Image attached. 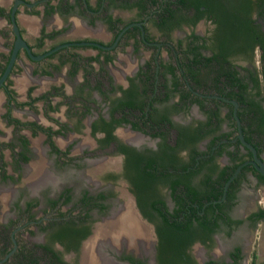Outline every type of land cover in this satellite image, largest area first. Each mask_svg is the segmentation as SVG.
Masks as SVG:
<instances>
[{
    "label": "flooded vegetation",
    "instance_id": "obj_1",
    "mask_svg": "<svg viewBox=\"0 0 264 264\" xmlns=\"http://www.w3.org/2000/svg\"><path fill=\"white\" fill-rule=\"evenodd\" d=\"M13 5L19 32L33 54L44 53L67 41L92 43L59 47L38 59L29 57L25 48L20 47L3 84L22 57L29 63L41 64L59 50L71 47H91L96 52L84 60L98 66L78 67L79 61L75 59L73 71L67 73L72 82L66 77L63 83L52 85L49 81L41 89L43 100L52 94L62 99L58 101L74 107L82 104L73 123L60 121L54 129L49 124L34 122L37 125L32 129L37 131L35 126H41L38 130L44 133L50 151L62 157L61 154L70 152H66V146L61 148L54 142L53 134L64 132L69 126L77 133L76 125L83 122L93 140L92 145L85 139L81 142H86L87 151H80L86 154L83 156L86 163L79 174L86 182L82 181L78 188L77 184L67 185L61 179L49 181L43 158L30 161L33 153L30 136H24L25 143L20 138L12 167L22 172L21 178L26 179L28 188L25 195L14 201L18 208L16 218L0 223V264H50L49 254L45 253L52 250L67 264H102L106 260L112 264H158L155 226L165 216L184 220L192 229L205 228L209 233L203 240L192 241L186 250L193 260L183 264H264V258L258 260L256 252L252 251L250 258L246 252L251 229L260 224L264 227V201L257 198L261 186L264 196V180L259 173L263 174L247 161L253 159V154L240 141L231 101L237 102L236 114L244 139L253 144L264 162V131L258 127V110L251 109V98L264 109L261 98L264 93H255L253 80L254 76L259 81L262 79L261 47L256 43L248 53L231 50L223 65L213 58L216 36L224 33L227 25L249 24L257 28L256 38H264V0H0V20L10 27V36L0 31V40L4 43L6 38H11L12 41L0 74L16 38L10 15ZM25 20L38 24V29L31 33L34 42L26 35L30 29ZM80 24L101 26L110 36L104 39L93 34L80 35ZM69 28H73L75 36L35 50V46ZM151 28L158 34H152ZM48 69L43 67L38 71L47 74L51 71ZM79 70L82 73L77 80ZM225 71L232 72L231 77ZM233 78L235 81L231 83L229 79ZM28 89L32 94L34 86L31 84ZM127 89L136 92L124 95L123 90ZM121 96L130 102L118 109ZM99 100L103 108L85 121L86 110L99 107ZM104 121L114 124L111 129L114 138L108 142L100 140L106 136L108 125ZM186 128L203 136L182 147ZM261 138L263 141L257 142ZM123 145L146 158L152 155L161 163L132 166L127 158L134 153L129 149L127 153ZM104 149L112 153L100 152ZM137 173L146 177L148 186L143 196L145 213L141 212L130 188V178ZM218 176L222 178L217 180ZM45 184L49 190L42 188ZM188 189L193 195L197 192L190 198H202V202L189 200L193 207L182 212L179 194L186 196ZM126 190L134 195L141 216L152 225L156 235L153 247L149 227L136 216ZM216 190L220 191L219 195ZM155 201L160 210L153 208ZM130 214L135 221L128 219ZM99 221L102 222L95 229ZM63 226H86L89 232L76 239L56 237ZM141 233L148 235V249L143 246ZM92 234L91 243L88 241L86 245ZM126 234L136 241L130 244ZM72 240H77V245ZM105 245H110L107 248L112 252L110 256L102 252ZM33 254L40 259L33 262L36 260Z\"/></svg>",
    "mask_w": 264,
    "mask_h": 264
},
{
    "label": "rangeland",
    "instance_id": "obj_2",
    "mask_svg": "<svg viewBox=\"0 0 264 264\" xmlns=\"http://www.w3.org/2000/svg\"><path fill=\"white\" fill-rule=\"evenodd\" d=\"M56 19H58V16ZM24 22L28 26V29H30V32H27L26 35L31 42H34V37L31 33L38 29V24H36V21L32 20H25ZM80 25L81 27L78 28V34L80 35L93 34L103 37L104 39H108L110 36V33L105 31V29L101 26L89 27L86 25L82 26V24ZM74 27L76 26H73V28ZM73 28L72 30L69 28L67 31L58 33L53 38L46 40V42L41 46H35V50L39 51L44 47L58 43L66 37L75 36L76 33L73 32ZM9 29V24H5L0 20V31L7 33V37L10 36ZM150 32L154 35L158 34L154 28H151ZM11 42V38H6L4 43H2L0 40V67L3 65L5 57L8 54V48L10 47ZM95 52L96 51L92 50L91 47L84 46L61 49L56 54L52 55L48 62L41 64L33 62L29 63L27 60L24 61L22 57L19 60V63L15 65L7 81V86L13 91V98L10 103H8L5 89L0 88V223L16 218L18 208L15 206L14 201L15 199L21 198L22 195L27 193L26 189L28 187L26 185V179L21 178L22 172L17 171L12 167V160L15 157V151L20 148L19 140L21 136H30V146L33 152L30 161H38V158H43L44 168L49 174V181L56 182L61 179L65 180V183H68L67 185L77 184L78 188L81 182L85 181L79 174V171L82 172L83 168L85 167L86 162L83 156L86 154H82L80 151L81 149L86 148L85 146L87 140L89 145H92L93 140L88 136L86 132L87 129L83 122V125H76V127H78L77 133L74 132L73 128H70L69 126V128H66L64 132H55L53 134L54 142L61 148H65L66 146L68 150H66V152H70L68 154H61L62 157L55 155L50 151L46 137L43 132L38 130V126H35L37 131H34V129H32L34 128V125H26L23 122H36L43 125L49 124V126H53L52 128L54 129L57 128L60 121H64L65 123L68 122V124L70 122L73 123L79 114L78 110L80 108L82 109V104L79 105V107H74L69 103L58 101L62 99L56 95L52 96V94H50L51 96L48 95L46 100H43L40 98V94L42 93V88H44L46 84L49 83V81H52V85L56 84V82L63 83V80H66L67 73L73 71L74 64H72V62L75 59L79 61V64L77 65L78 67H88L90 69L93 67L90 64H93L96 68L98 64L94 62L89 64L86 60H84L87 56ZM49 65H51L50 69H48ZM43 67L51 71H49L47 74H40L38 69ZM81 73V70H79V73L76 75L75 79L77 78V80H80ZM67 79L69 80V83L72 82V80L68 77ZM31 84L34 86L32 94L28 89L29 85ZM68 86L70 85L68 84ZM61 92H63V89H61ZM69 92L71 93L72 89H70ZM96 96L97 93H95V97ZM98 103L100 105L99 107L95 108L96 106H93V109L86 110L87 116L86 119H84L85 121H87L89 117L93 115L94 111L103 108L104 104L101 102V100H99ZM7 110H9V113ZM7 113L11 117L18 119L20 122H22V124L20 123L17 125L16 123L11 122ZM81 114L84 115L83 113ZM84 139L86 142L81 143ZM84 150L87 151L86 149ZM100 152L107 153L108 155L112 153V151L109 149H104ZM42 188H44V190H49V185L45 184ZM40 189L41 187L36 190L39 191ZM258 194L259 195L257 198L264 201L262 186L259 188ZM113 203L116 204V202H110V204ZM102 221L97 222L95 229ZM221 237L224 236L221 235ZM109 246L110 245H105L102 249V252L109 254L110 256L112 252L108 251L107 248ZM196 248L202 251L199 246H196ZM246 249L248 254L247 257L250 258L249 255L253 251L256 252L258 260H262L264 258V227L262 224L251 229ZM107 257H105V260ZM108 262L109 261L106 260L102 264H112Z\"/></svg>",
    "mask_w": 264,
    "mask_h": 264
},
{
    "label": "trees",
    "instance_id": "obj_3",
    "mask_svg": "<svg viewBox=\"0 0 264 264\" xmlns=\"http://www.w3.org/2000/svg\"><path fill=\"white\" fill-rule=\"evenodd\" d=\"M225 30V32L222 34L219 33L218 36H216V44H215V49L214 50L215 54L213 56L214 60L217 59L216 61L223 65L224 62L227 61V55L228 53L233 50V51H243V52H249L252 51L253 47L255 46L256 43H258L261 47V62H262V70H261V81H259L257 76H254L253 80H254V87H255V93L259 94L261 93V91H263L264 93V38H260V37H255V35H258L259 32H257V28H255L254 26H251L249 24H243L241 26H232V25H227L226 27L223 28ZM260 36V35H259ZM56 52V51H55ZM54 53V52H53ZM51 53V54H53ZM223 62V63H222ZM227 72L226 74H228V76L231 77L230 74H232V72L229 73V71H225ZM234 77V76H233ZM231 81V83L235 81V79H229ZM8 81V79H7ZM7 81L6 84H3L0 88H4L7 98H8V103H10V101L13 98V91L11 88H9L7 86ZM245 88V86H244ZM136 91H132V89H127V90H123V94L124 95H134ZM254 93V94H255ZM239 97H241L243 99L242 93H240ZM264 99V96L261 97ZM119 102L116 105V108L120 109V108H124L125 106H127V103L130 102L129 99L127 98H123L118 97ZM251 103L252 106L251 109L256 111L258 110V117H257V122H258V127L259 129H261V131H264V109L262 108L261 104L258 101H254L253 98H251ZM7 112L9 113V110H7ZM7 113L9 120L11 122L18 124H22V122H20L18 119L11 117L9 114ZM122 119V118H119ZM114 123H119L120 120H113ZM112 121V122H113ZM26 125H37L34 122H23ZM105 125H108V122H105ZM110 125V126H109ZM106 128V136L103 137L102 141L104 142H108L109 139L114 138V135L111 134V129L114 126V124H109ZM135 126H137L136 124H134ZM38 127L42 128L41 126L38 125ZM92 130L95 131V126H92ZM191 129L186 128L184 135H183V143H182V147L186 146L188 143L191 142H196L197 140H199L200 137L203 136V134L198 133L196 130V133H193ZM195 130V129H194ZM21 139L23 140V143L26 142V138L24 136H21ZM250 141H252L253 143L254 140H252L251 138H249ZM263 141V139L261 138V140L257 141V142H261ZM49 142L51 144V146L55 148V144H53V142L50 140L49 138ZM256 145V144H255ZM123 149H126L125 151H127L128 153V149L132 150V148L123 145ZM133 151V150H132ZM134 154H131L130 156H128L127 161L132 163V166H142V163L144 164H151L153 165L154 162H160L161 160L157 159L156 157H153L152 155L150 157H147L139 154L135 151H133ZM27 156H25L26 158ZM194 159L191 160V162H193ZM181 162V161H180ZM259 176L264 180V176L261 175L259 173ZM131 177V176H130ZM211 178V177H209ZM220 178H222V176H218L217 180H219ZM131 182H132V186L130 187L131 190L134 192V194L136 195V201H137V205L139 206L141 212H144L143 209V203H145V199L143 198L144 196V191L145 189L148 187L146 186L147 182H146V177H144V175L137 173L135 176H132L130 178ZM216 179L214 180L217 181ZM217 191V190H216ZM220 191L216 192V195H219L220 193H218ZM218 193V194H217ZM190 195H193V192L191 193L188 189L186 196H184V194L182 192H180L179 194V202L178 204L182 206V212L183 211H188L189 208L193 207L192 203L189 202V200H194L195 199H200L199 203L202 202V198H190ZM194 195H197V192L194 193ZM193 195V196H194ZM204 195V194H203ZM178 196V195H177ZM185 197H189V199H187L186 202L184 198ZM157 201H155L154 203H152L153 208L154 209H158L160 210V206L158 205V203H156ZM180 206V207H181ZM202 206V204H201ZM195 210H198L197 207H194ZM178 210V209H177ZM194 210V211H195ZM262 212L264 213V210H262ZM145 213V212H144ZM162 214L164 212H161ZM187 216V215H186ZM155 231L157 233V260H158V264H183V263H191L193 258L191 257L190 253L188 250H186L187 248L190 247V244L192 243V241L196 238H200L201 240H203L205 237H208L209 233L207 232V229L205 228H195L192 229L190 228V226L188 225V223H185L184 220L178 219L176 217L169 219L168 217H164V220H161V222H157L156 226H155ZM89 232V230L86 228V226H81V227H72V226H63L61 227L60 230H58L57 235H55L56 237H73L74 239L79 238V236H84ZM72 242H77V240H72ZM77 245V244H76ZM75 245V247H76ZM45 254H49L48 258H50V264H67L61 257H59L55 251H46ZM255 256V255H254ZM34 260L33 262H36L39 258V255H35L33 254ZM32 258H30L31 260ZM75 264V263H73Z\"/></svg>",
    "mask_w": 264,
    "mask_h": 264
},
{
    "label": "water",
    "instance_id": "obj_4",
    "mask_svg": "<svg viewBox=\"0 0 264 264\" xmlns=\"http://www.w3.org/2000/svg\"><path fill=\"white\" fill-rule=\"evenodd\" d=\"M14 10H15V5H13V7H12L10 15H11V21H12L13 30H14V33L16 35V38H15L13 47L11 49V53H10L9 59L7 61V64H6L3 72L0 74V86L3 84L4 80L6 79V76L8 75V73H9V71H10L12 65H13V62H14V60L16 58V55H17V51H18V49L20 47H24L25 48V50H26L27 54L29 55V57H31L33 59H38V58L43 57L45 54L58 49L59 47H63V46L70 45V44L92 43V42H88V41H84V40H82V41L81 40H79V41H67V42H63V43H60V44H57V45L53 46L51 49L47 50L44 53L33 54L31 49H30V47H29V45H28V43L23 39V37L21 36V34L19 32V29L17 27V24L15 22V18H14ZM94 44H98V43H94ZM105 47L108 48L110 46H105ZM231 101L234 103V115H235L237 123H238L240 141L243 143V145L249 147L251 149V151H252V154H253V159L247 160V161L252 162L255 165L256 169L259 170L264 175V162L259 156H257L256 149L253 146V144H251L250 142H248L247 140L244 139L243 134L241 132L239 118H238V116L236 114L235 106L237 105V102L235 100H231ZM240 166H241V164L239 165V167ZM126 192H127V194L129 195V197L131 199V206L134 209V211H135L136 215L138 216L139 220L149 227V231H150V235H151V239H152L151 247H153L154 246V241H156V235H155V233L153 231L152 225L149 222H146V220L141 216V213H140V211L137 208L134 195L132 193H130V191L126 190ZM92 236H94V235L89 236V238L85 241L86 245H87V243H89L91 241ZM84 249H85V247H84ZM83 252H84V250H83Z\"/></svg>",
    "mask_w": 264,
    "mask_h": 264
},
{
    "label": "bare ground",
    "instance_id": "obj_5",
    "mask_svg": "<svg viewBox=\"0 0 264 264\" xmlns=\"http://www.w3.org/2000/svg\"><path fill=\"white\" fill-rule=\"evenodd\" d=\"M127 201H128V200H127ZM129 207H130V206H129ZM130 211H131V210H130ZM136 216H137V215H136ZM137 217H138V216H137ZM121 219H122V218H121ZM128 219H129L130 221H131V220L135 221V220L133 219V215H132V214L129 215ZM121 221H122V220H121ZM110 223H111V222H110ZM110 223H108V224L110 225ZM139 226H140V224L138 225V228H139L140 232H142V228H143V227L141 228V227H139ZM128 227H129V226H128ZM123 228H124V227H123ZM123 228H122V229H123ZM108 229H109V228H108ZM127 229H128V228H127ZM128 230H129V233H131V235H132V231H131L130 229H128ZM110 231H111V230H110ZM122 232H125V231H122ZM125 233H126V232H125ZM119 234H120V233H119ZM122 234H123V233H122ZM123 235H124V234H123ZM133 235H134V234H133ZM133 235H132V236H133ZM141 235H142V237H141L140 239L143 240V241H145V243H144L145 245H143V246H145V248L148 249V248H149V241H148V243H147V239H148L147 236H148V235H147V234H144V233H141ZM126 236L130 237V239H131V240L129 241L130 244H133L132 241H136V239H132V237H131L130 235H127V234H126ZM126 236H125V237H126ZM148 240H149V239H148ZM101 245H102V244H101ZM95 247H96V246H95ZM145 248H144V249H145Z\"/></svg>",
    "mask_w": 264,
    "mask_h": 264
}]
</instances>
